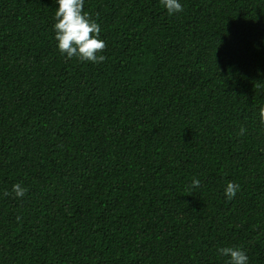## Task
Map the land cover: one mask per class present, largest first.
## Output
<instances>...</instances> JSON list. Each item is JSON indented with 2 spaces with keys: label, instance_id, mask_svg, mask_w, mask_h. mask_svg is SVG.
<instances>
[{
  "label": "trees",
  "instance_id": "trees-1",
  "mask_svg": "<svg viewBox=\"0 0 264 264\" xmlns=\"http://www.w3.org/2000/svg\"><path fill=\"white\" fill-rule=\"evenodd\" d=\"M178 2L84 0L92 63L0 0V264H264V0Z\"/></svg>",
  "mask_w": 264,
  "mask_h": 264
},
{
  "label": "clouds",
  "instance_id": "clouds-1",
  "mask_svg": "<svg viewBox=\"0 0 264 264\" xmlns=\"http://www.w3.org/2000/svg\"><path fill=\"white\" fill-rule=\"evenodd\" d=\"M162 3L169 15L183 11V6L178 0H162ZM57 5L54 31L59 51L69 58L75 56L81 61L102 63L106 57L100 53L105 50L106 43L100 39L101 29L98 23L83 11L84 0H57ZM245 133L246 129L241 127L238 135L242 136ZM199 186V179L194 178L190 187ZM239 189V184L229 182L225 189L226 197L234 198ZM11 192L22 198L27 189L16 183L12 186ZM9 194L8 191L4 192L5 196ZM217 251L221 256L229 257L228 264H248V256L240 248L222 247Z\"/></svg>",
  "mask_w": 264,
  "mask_h": 264
}]
</instances>
